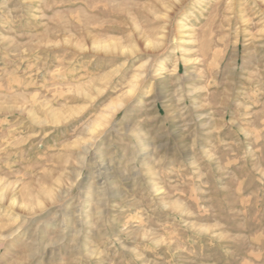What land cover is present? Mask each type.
Returning <instances> with one entry per match:
<instances>
[{
    "label": "rangeland",
    "instance_id": "rangeland-1",
    "mask_svg": "<svg viewBox=\"0 0 264 264\" xmlns=\"http://www.w3.org/2000/svg\"><path fill=\"white\" fill-rule=\"evenodd\" d=\"M0 264H264V0H0Z\"/></svg>",
    "mask_w": 264,
    "mask_h": 264
}]
</instances>
